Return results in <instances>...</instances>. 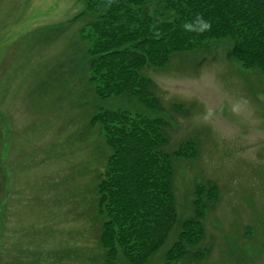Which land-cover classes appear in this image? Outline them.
I'll return each mask as SVG.
<instances>
[{
    "label": "rangeland",
    "instance_id": "1",
    "mask_svg": "<svg viewBox=\"0 0 264 264\" xmlns=\"http://www.w3.org/2000/svg\"><path fill=\"white\" fill-rule=\"evenodd\" d=\"M82 9L76 0H0V264L101 262L91 200L108 150L84 127L97 104L87 103L79 34L91 17L72 19ZM230 48L210 40L147 70L166 105L188 108L171 123L167 149L191 139L197 156L176 163L178 220L146 264H164L180 222L194 215L196 186L203 233L188 250L205 253L172 264H264V76Z\"/></svg>",
    "mask_w": 264,
    "mask_h": 264
},
{
    "label": "trees",
    "instance_id": "2",
    "mask_svg": "<svg viewBox=\"0 0 264 264\" xmlns=\"http://www.w3.org/2000/svg\"><path fill=\"white\" fill-rule=\"evenodd\" d=\"M76 1L83 9L72 19L91 17L79 34L87 103L97 104L84 127L97 132L108 150L91 200L100 264H146L178 220L176 163L197 156L191 139L167 149L171 123L188 108L180 102L166 105L147 70H159L174 55L195 51L207 41L226 39L235 61L264 76V0ZM196 14L211 21L208 32L183 30ZM113 99L129 106L100 105ZM215 192L209 188L208 201ZM194 194V215L180 222L164 264L204 256L188 250L203 233L202 189L196 186Z\"/></svg>",
    "mask_w": 264,
    "mask_h": 264
},
{
    "label": "clouds",
    "instance_id": "3",
    "mask_svg": "<svg viewBox=\"0 0 264 264\" xmlns=\"http://www.w3.org/2000/svg\"><path fill=\"white\" fill-rule=\"evenodd\" d=\"M211 21L206 19L201 14L194 15L190 20L183 23L182 28L184 31L195 34H203L211 29ZM239 103H236L232 107L233 112L239 111ZM214 116V110L209 108L203 115V119L209 120Z\"/></svg>",
    "mask_w": 264,
    "mask_h": 264
}]
</instances>
